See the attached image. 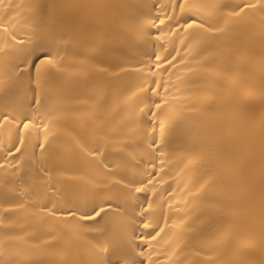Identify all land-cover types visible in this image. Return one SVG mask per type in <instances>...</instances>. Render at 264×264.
<instances>
[{"label": "bare ground", "instance_id": "bare-ground-1", "mask_svg": "<svg viewBox=\"0 0 264 264\" xmlns=\"http://www.w3.org/2000/svg\"><path fill=\"white\" fill-rule=\"evenodd\" d=\"M0 264H264V0H0Z\"/></svg>", "mask_w": 264, "mask_h": 264}]
</instances>
